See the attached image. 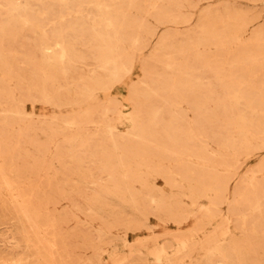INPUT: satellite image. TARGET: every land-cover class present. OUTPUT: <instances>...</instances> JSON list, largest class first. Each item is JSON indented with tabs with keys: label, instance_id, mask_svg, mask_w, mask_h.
Masks as SVG:
<instances>
[{
	"label": "rangeland",
	"instance_id": "374dc122",
	"mask_svg": "<svg viewBox=\"0 0 264 264\" xmlns=\"http://www.w3.org/2000/svg\"><path fill=\"white\" fill-rule=\"evenodd\" d=\"M0 167V264H264V0H0Z\"/></svg>",
	"mask_w": 264,
	"mask_h": 264
},
{
	"label": "bare ground",
	"instance_id": "6f19581e",
	"mask_svg": "<svg viewBox=\"0 0 264 264\" xmlns=\"http://www.w3.org/2000/svg\"><path fill=\"white\" fill-rule=\"evenodd\" d=\"M150 91V90H149ZM3 117V116H2ZM0 181H1V183H3V184H6V180H5V178H4V176H3V173H2V169H1V167H0ZM0 183V184H1ZM4 187V186H3ZM7 188V187H6ZM14 188H16V186H14ZM9 190V189H8ZM10 201V200H9ZM15 201V200H14ZM17 202V201H16ZM21 208V207H20ZM96 208V207H95ZM99 208V207H98ZM21 211H22V209H21ZM22 217L24 218V219H26V221L27 222H29V224L30 225H32L33 226V228L34 229H37L36 228V225H33L32 223H31V218L26 214V213H24L23 212V214H22ZM257 225V224H256ZM41 231V230H40ZM41 233V232H40ZM60 261V260H59ZM3 262V261H2ZM12 264V263H11Z\"/></svg>",
	"mask_w": 264,
	"mask_h": 264
}]
</instances>
